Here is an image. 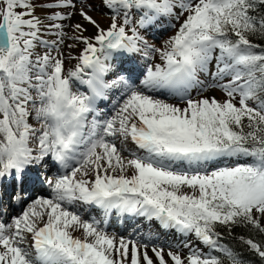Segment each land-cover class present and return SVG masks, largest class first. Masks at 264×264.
I'll return each mask as SVG.
<instances>
[{
  "label": "snow or ice",
  "instance_id": "obj_1",
  "mask_svg": "<svg viewBox=\"0 0 264 264\" xmlns=\"http://www.w3.org/2000/svg\"><path fill=\"white\" fill-rule=\"evenodd\" d=\"M102 3L108 27L81 8L95 32L77 23L69 36L56 21L72 13L41 17L34 0H0V180L22 184L46 159L56 167L35 175L48 197L0 220V264H248L218 225L264 234V45L250 39L264 38V0ZM181 17L162 47L149 43L145 32ZM53 29L57 39H44ZM65 39L83 45L78 55L61 51ZM124 61L134 66L127 75L116 71ZM209 87L226 98L204 96ZM113 94L109 115L99 104ZM77 204L103 219H82ZM112 214L157 221L203 247L186 242L182 256L117 238L101 226ZM240 239L264 264V244Z\"/></svg>",
  "mask_w": 264,
  "mask_h": 264
},
{
  "label": "rangeland",
  "instance_id": "obj_2",
  "mask_svg": "<svg viewBox=\"0 0 264 264\" xmlns=\"http://www.w3.org/2000/svg\"><path fill=\"white\" fill-rule=\"evenodd\" d=\"M34 2L37 4L36 10H38L40 12V11H42L40 6L43 3L55 2V0H34ZM73 2L75 4L74 9L73 8H66V9L54 8L50 12L42 11L43 14L41 12V14L39 13L36 15L37 16L42 15L41 17H43V16L51 15L52 13H55V12H61L64 14L72 13V15L73 14L77 15L78 17H76V16L71 17L70 16L69 19H66L64 21H56V23H61L64 25L63 31L66 32L69 36H71L73 33V25H75L77 23L83 24L84 27L87 29V31H85L83 33V35L90 36L95 32V28L93 26H91L90 24H87L85 21H83L81 14H80L81 8H83V10L88 15L93 17V19H95L101 25V27L107 28L108 25L111 23V13H110L109 9L104 7L102 0H73ZM183 19H184V17H181L179 22H177L176 20H172V21L162 20L160 23H158L156 26L150 28L144 34H145L146 38L148 39L149 43L155 45L156 47H162L164 45V42L170 36L175 34L176 29L179 27V24L183 22ZM172 24H175L176 27L175 28L171 27ZM55 31L56 30L53 29L51 32L46 34L44 36V39H46V40L57 39V37L54 35ZM72 43H73L72 40L65 39L64 44L61 45V51L66 56L75 57L76 55L79 54L80 48L83 47V45H79V44H77V46L75 48L67 47V45L72 44ZM137 62H138V64H140L142 66V64H143L142 60H139V58H137ZM71 64H75V60H72ZM71 64H66V67H70ZM133 70H134L133 64L129 63L128 61H124L123 63L117 62V64H116V71H118L119 73H123L124 75H127L130 71H133ZM208 82H210V81H206V83H208ZM203 95L206 97L215 96L217 100H221V101L226 98L224 93L217 87H209L203 93ZM193 96H194V98H199L196 96L195 92H193ZM115 99H116V94H113V96L110 97V102H107L106 104H103V105H99V107H101L104 110V112L106 113V111L108 109H110V107L112 106V103ZM236 99L238 101L239 97L237 96ZM174 101L175 100H170L169 102L175 103L176 101L175 102ZM112 112H113V108H111V110L107 114L111 115ZM30 123L35 124V121L30 120ZM117 146L118 147L120 146L119 142H117ZM125 147L129 151L134 149V145H132L131 142H129L127 145H125ZM241 162H243V161H241ZM45 164L48 167H50L49 160L46 159ZM29 170L32 172L31 178L33 180H36L35 175L37 172H43L45 175L51 176L47 173L46 168H44L43 166H41L39 169L30 168ZM51 170H52V175H53L54 171H53L52 167H51ZM128 174L131 175V170H129ZM45 187L48 189L47 185H45ZM48 195L47 196H41V195L35 194V197L36 198H40V197L46 198V197H48ZM9 197H7V195L4 196L3 202L1 204L2 205V211L0 210V213L3 212L2 214H0V220H6L7 219V222H8V218H12L15 215L16 216L20 215L21 212L30 205V203H27L25 207L19 209L18 211H15L13 206L10 207L8 205L9 200H10L9 202L11 203V205L14 204L13 193L9 194ZM84 206H85V208L82 210V215H83V217L87 216V218L84 220H93V219L102 220L103 219L102 212L99 209L95 208L94 206L80 204V208H82ZM135 220H137L139 222V224L142 226L141 230H139L136 227V223H134ZM135 220H131V219L128 220V222L133 223V224H131V227L128 226V222H125L124 229L122 231H119L118 232L119 234L115 233V231L119 230V226H118L116 218L113 216V214L110 215L108 217L107 221L105 223H103L101 226L104 228V230L108 234H114L116 237L118 236L117 238L123 236V237L128 238V239L139 240L141 242H148L149 247H151L152 245L162 246L165 248V251H167L169 246H170L171 250L173 252H179L182 256H186L189 252L188 248L183 247L184 243H186V242L190 243L192 245V247H194V248L203 247L194 238H192L190 236L185 237V236L181 235L180 233L176 232L175 230L161 228L157 221H154V220L148 221L147 219L140 218V217L135 218ZM146 226L153 227L152 231L151 230L146 231ZM74 235L79 236V235H81V233L76 232V234L74 233ZM154 239H156V240H154ZM205 251L207 252L206 249H205Z\"/></svg>",
  "mask_w": 264,
  "mask_h": 264
},
{
  "label": "trees",
  "instance_id": "obj_3",
  "mask_svg": "<svg viewBox=\"0 0 264 264\" xmlns=\"http://www.w3.org/2000/svg\"><path fill=\"white\" fill-rule=\"evenodd\" d=\"M250 39L253 43L264 45V38L253 36L250 37ZM261 224L264 225L263 219L261 220ZM218 231L222 234L221 243L231 247L236 252L242 253V258L247 261L248 264H261L260 258L249 251L248 246L242 243L240 238L243 237L245 240L253 239L257 243L264 244V234L251 226L244 227L239 225L233 226L230 231L227 227L218 225Z\"/></svg>",
  "mask_w": 264,
  "mask_h": 264
},
{
  "label": "bare ground",
  "instance_id": "obj_4",
  "mask_svg": "<svg viewBox=\"0 0 264 264\" xmlns=\"http://www.w3.org/2000/svg\"><path fill=\"white\" fill-rule=\"evenodd\" d=\"M41 12L42 11H38V10H36V13L35 14H41ZM42 14H43V12H42ZM42 16V15H41ZM91 32V31H90ZM118 72V71H117ZM121 74H123V73H121ZM175 102V101H174ZM46 171H47V173L49 174V175H52V170H51V167H48L47 166V168H46ZM6 181H8L7 183V185L6 184H2V185H5V186H7V189L8 190H4V194H6L7 195V197H9V193L10 192H13V189H12V186L11 185H13V186H15L16 188L17 187H19V185L18 184H16L15 182H11V180L10 179H6ZM5 182V181H4ZM24 186H22L23 187V190H24V193H25V196H26V200H28V201H26L21 207L23 208V207H25L26 206V204L27 203H32L35 199H36V197H35V194H37V195H41V196H47L48 194L50 195V189H47L46 187H45V185L44 184H42V183H39V182H35L34 184H31L30 186H28L29 185V182H28V178L27 177H25V179H24ZM27 186H26V185ZM48 195V196H49ZM10 198V197H9ZM41 198V197H40ZM44 198V197H43ZM3 199H4V197H3ZM2 197H1V199H0V207H2ZM85 208V206L84 207H82V208H80V204H77V205H75L71 210H73V211H76L80 216H81V218L82 219H86L87 218V216L86 217H83V215H82V210ZM19 210V209H18ZM8 212V211H7ZM16 216V215H15ZM113 216L116 218V221H117V223H118V226H119V230L118 231H115V233H118L119 231H122L123 229H124V224H125V222H128V220L129 219H131V220H135V218H138V217H133V216H129V215H127V214H125V215H120V216H118V215H116V214H113ZM140 218H143V217H140ZM142 220V219H141ZM5 221H7V219L5 220ZM8 222H11V218H8ZM134 223H136V227L139 229V230H141L142 229V226L139 224V222L137 221V220H135L134 221ZM131 224H133V223H130V222H128V226H130L131 227ZM152 229H153V227H148V226H146V231L147 230H151L152 231ZM76 234V233H75ZM119 234V233H118ZM109 235H114V234H109ZM80 236V235H79ZM115 236V235H114ZM118 237V236H117ZM136 237V236H135ZM134 237V238H135ZM154 240H156V239H154Z\"/></svg>",
  "mask_w": 264,
  "mask_h": 264
}]
</instances>
